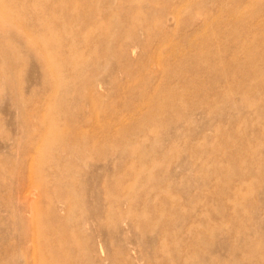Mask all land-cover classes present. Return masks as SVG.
I'll list each match as a JSON object with an SVG mask.
<instances>
[{
  "label": "rangeland",
  "instance_id": "obj_1",
  "mask_svg": "<svg viewBox=\"0 0 264 264\" xmlns=\"http://www.w3.org/2000/svg\"><path fill=\"white\" fill-rule=\"evenodd\" d=\"M60 1L55 30L0 0V164L30 191L31 264H251L264 0Z\"/></svg>",
  "mask_w": 264,
  "mask_h": 264
},
{
  "label": "bare ground",
  "instance_id": "obj_2",
  "mask_svg": "<svg viewBox=\"0 0 264 264\" xmlns=\"http://www.w3.org/2000/svg\"><path fill=\"white\" fill-rule=\"evenodd\" d=\"M12 2H20L23 4L32 2L34 6L40 7L41 11H43V15L35 18L31 16V18L35 22L41 23L43 27L53 28L55 30H58V28L60 27V14L66 11L60 0H12ZM7 12L8 10H6V13ZM73 12L75 13V10ZM68 15H70L69 12ZM108 49L111 50V47H109ZM44 60L48 65H56L60 63V58L55 54L49 55L46 53V55L44 56ZM85 62L86 61L84 60L82 62V65ZM55 76L56 75H50V78L54 79L55 82H59V77ZM7 170L8 169L4 165L0 164V264H31L32 232L30 230L31 215L29 212L31 201L30 191L25 187L23 181L20 182L17 187L15 183L16 176L14 174L8 173ZM58 190L60 191V187L58 188ZM73 190H75V187L72 184H64L62 185V190L60 191V193L64 192L67 194V192ZM105 193H108L107 190H105ZM62 198V204L64 205V207H67L68 212H72V206H74L73 195L69 196L67 194V196H64L62 194ZM51 221H56L57 223H61L63 225L68 224L69 222L67 219L65 220V217L64 219H62L60 215H58L57 210H54ZM7 225H9L10 231L6 229L7 232H5L4 234ZM61 228L55 232V236L58 239H60L61 235H63V231ZM261 238L262 236L259 233H256V239L254 240V242L257 241V239ZM260 246L261 245L257 247L256 255H253L254 257L252 258L251 264H264V256H259V253L264 247L261 249ZM57 251H66L64 255L65 257H68L70 259H72L73 257L72 248H67L63 244H60L58 247H56V252ZM255 251L256 250L254 249V254ZM82 254H84V252H82ZM247 257L248 256L244 258V261L239 262L237 260L234 264L244 263L245 260L248 259Z\"/></svg>",
  "mask_w": 264,
  "mask_h": 264
}]
</instances>
